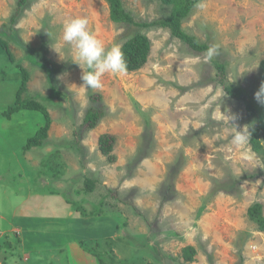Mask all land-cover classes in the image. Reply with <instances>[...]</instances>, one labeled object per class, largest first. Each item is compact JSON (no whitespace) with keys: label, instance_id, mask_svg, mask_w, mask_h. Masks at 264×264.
I'll return each mask as SVG.
<instances>
[{"label":"rangeland","instance_id":"rangeland-1","mask_svg":"<svg viewBox=\"0 0 264 264\" xmlns=\"http://www.w3.org/2000/svg\"><path fill=\"white\" fill-rule=\"evenodd\" d=\"M17 1L0 0V36L13 57L0 50V264H97L96 254L114 264H264V232L248 217L258 204L264 218V156L249 140L231 144L234 126L264 125L255 99L264 83V0L198 1L181 28L215 50L211 59L165 29L137 27L169 16L160 0H121L135 25L113 24L106 0H28L9 31ZM77 17L105 48L144 35V65L105 73L101 89L81 87L75 49L62 39ZM215 63L250 106L216 84ZM18 66L28 74L21 98L50 118L42 148L26 147L44 125L39 114H2L20 86ZM94 94L104 116L76 150ZM101 135L115 139L113 163L98 150Z\"/></svg>","mask_w":264,"mask_h":264},{"label":"trees","instance_id":"trees-1","mask_svg":"<svg viewBox=\"0 0 264 264\" xmlns=\"http://www.w3.org/2000/svg\"><path fill=\"white\" fill-rule=\"evenodd\" d=\"M28 0H18L16 3V9L14 14L9 19L11 31L12 26L16 24V21L21 13L22 8L25 7ZM199 0H160V3L163 6L170 7L169 16L158 22H153L151 24H142L137 27H141L144 29L149 28H161L169 31L172 38H175L185 44L191 51L195 53L207 52L208 47L205 44H200L198 40L186 34L182 28L181 23L185 20L190 14L192 8L198 3ZM109 9V19L113 24L116 25H135L132 17L129 13H126L123 9L121 0H106ZM6 28V26H4ZM9 40L11 37L6 34V32L2 33ZM15 39L14 33L11 34ZM150 44L147 38L144 35H135L131 37L129 40L125 41L121 50L124 54V59L127 65V69L124 73L134 72L140 69L147 60L149 54ZM0 50L6 55L7 59L12 63V55L8 50V43L5 39L0 36ZM261 69L264 71V61L260 64ZM21 73V83L15 92V99L12 106H9L4 112H2L3 116L11 117L14 113L19 111H32L40 115V117L44 120V125L39 128L33 137L28 139L26 147L27 149L31 148H42L44 141L47 138V131L50 126V118L49 115L43 105L38 102H35L31 99L21 98V94H23L26 90V83L28 80V74L26 70L20 66H18ZM215 68L217 70V77L215 82L217 85L221 87L223 92L227 94L231 99L237 101H244L250 106V102L246 96L244 90L238 86H233L228 83L225 75V65L221 63H215ZM89 102L91 107L87 110L83 117L82 124L78 131L75 133L76 138L73 141L72 145L75 149H78L79 141L82 139V136L85 131L92 130L96 127L98 122L104 116V108L101 105V97L99 95H91L89 97ZM250 138L249 142L251 144V148L256 153H263L264 156V125H260L255 120L249 122V131ZM115 139L109 135H101L98 138L97 146L99 152L107 158V160L111 163L114 162L115 158L112 156L113 145ZM251 180L254 179V176L249 177ZM86 187L91 191L92 186L90 183H86ZM236 190L231 191L234 193ZM79 212L82 216H84L83 209H79ZM248 217L251 222L255 223L259 229V231L264 232V218L261 214L260 205L256 204L252 206L248 210ZM6 248H10L9 243H5ZM195 255V249L191 246H187L182 249V257L185 262H193V257ZM97 264H114V261L107 256L96 254Z\"/></svg>","mask_w":264,"mask_h":264},{"label":"clouds","instance_id":"clouds-1","mask_svg":"<svg viewBox=\"0 0 264 264\" xmlns=\"http://www.w3.org/2000/svg\"><path fill=\"white\" fill-rule=\"evenodd\" d=\"M202 7V5H201ZM89 21L86 17H77L67 21L63 25L62 39L72 45L75 49V58L72 60L83 71L81 75V87L98 90L103 87L101 77L105 73L122 74L126 71L127 65L124 54L119 44H113L105 48L97 37L88 29ZM215 50L209 48L208 59H211ZM255 99L264 105V83L260 85L255 93ZM228 120L233 117L225 116ZM250 138L246 128L238 131L234 126L231 144L236 148L244 147Z\"/></svg>","mask_w":264,"mask_h":264},{"label":"crops","instance_id":"crops-1","mask_svg":"<svg viewBox=\"0 0 264 264\" xmlns=\"http://www.w3.org/2000/svg\"><path fill=\"white\" fill-rule=\"evenodd\" d=\"M13 227H15V225L13 226ZM17 227V226H16ZM17 228H19V227H17ZM6 262V261H5Z\"/></svg>","mask_w":264,"mask_h":264}]
</instances>
